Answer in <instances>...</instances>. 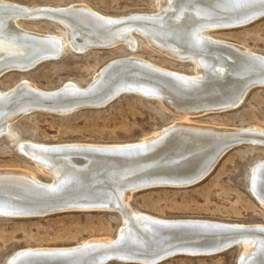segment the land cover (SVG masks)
<instances>
[{
  "label": "bare ground",
  "instance_id": "obj_1",
  "mask_svg": "<svg viewBox=\"0 0 264 264\" xmlns=\"http://www.w3.org/2000/svg\"><path fill=\"white\" fill-rule=\"evenodd\" d=\"M263 17L264 0H159L156 11L119 16L103 14L83 2L27 6L0 0V77L56 59L66 47L82 53L122 44L133 50L136 34L172 58L193 62L195 70L181 72L127 55L107 61L84 85L67 80L43 89L21 78L0 89V135L33 111L67 114L100 108L128 93L156 98L179 115L136 141H19L18 149L51 180L43 181L24 169L0 168V215L114 210L122 223L114 237L88 238L69 246L23 247L4 264H106L109 260L152 264L174 256L215 255L237 246L241 250L236 264H264V224L163 218L129 204L138 190L200 182L236 146H264L261 126H216L194 119L234 109L249 89L264 86L263 54L205 32L238 28ZM40 19L62 26L64 33L22 25ZM248 188L264 207V158L251 166Z\"/></svg>",
  "mask_w": 264,
  "mask_h": 264
},
{
  "label": "rangeland",
  "instance_id": "obj_2",
  "mask_svg": "<svg viewBox=\"0 0 264 264\" xmlns=\"http://www.w3.org/2000/svg\"><path fill=\"white\" fill-rule=\"evenodd\" d=\"M34 5H66L83 2L107 15L153 12L159 0H7ZM24 27L63 34L58 24L45 19L22 21ZM264 55V17L233 29L206 31ZM136 47L117 45L78 53L66 47L58 58L40 62L29 71H9L0 77V89L13 86L21 78L43 89L60 86L69 80L86 84L107 61L121 56L143 57L159 66L194 73V64L172 58L136 34ZM166 55V56H165ZM170 57V58H169ZM179 119L158 99L128 93L100 108H83L67 114L33 111L9 125L0 135V168H19L34 173L43 181L51 176L36 168L18 149V142L122 143L136 141ZM199 122L230 127L257 125L264 128V86L249 89L234 109L194 117ZM264 158V146L241 144L223 154L211 172L200 182L185 187H150L134 192L130 206L158 217L206 218L238 223L264 224V207L248 188L250 168ZM87 211V212H86ZM89 211V212H88ZM100 211V212H99ZM114 210L64 211L46 216L0 215V264L23 247L69 246L88 238L114 237L122 223ZM241 247L210 256H174L158 264H236ZM106 264H135L109 260ZM137 264V263H136Z\"/></svg>",
  "mask_w": 264,
  "mask_h": 264
},
{
  "label": "water",
  "instance_id": "obj_3",
  "mask_svg": "<svg viewBox=\"0 0 264 264\" xmlns=\"http://www.w3.org/2000/svg\"><path fill=\"white\" fill-rule=\"evenodd\" d=\"M214 231H217V229H219V228H217V227H213L212 228ZM221 231H223V232H233V233H236V232H240L239 230H237V229H229V228H221ZM232 235H234V234H232ZM159 262L157 261V262H154V263H152V264H158Z\"/></svg>",
  "mask_w": 264,
  "mask_h": 264
}]
</instances>
